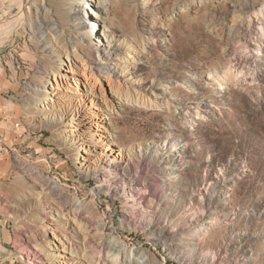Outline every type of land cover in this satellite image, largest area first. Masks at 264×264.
Wrapping results in <instances>:
<instances>
[{"label":"rangeland","instance_id":"374dc122","mask_svg":"<svg viewBox=\"0 0 264 264\" xmlns=\"http://www.w3.org/2000/svg\"><path fill=\"white\" fill-rule=\"evenodd\" d=\"M242 1L0 0V264H264V0ZM67 95L95 136L45 108Z\"/></svg>","mask_w":264,"mask_h":264},{"label":"bare ground","instance_id":"6f19581e","mask_svg":"<svg viewBox=\"0 0 264 264\" xmlns=\"http://www.w3.org/2000/svg\"><path fill=\"white\" fill-rule=\"evenodd\" d=\"M21 2H22V0H21ZM257 3H258V0H255L254 2H252V1H250V0H244V1H242L241 2V4H242V8H243V13H245V12H248V10H250V9H253V8H255L256 6H257ZM216 13V15L217 16H219V15H223V14H226V10H224V9H220L219 11H217V12H215ZM129 14V13H128ZM0 16H1V13H0ZM0 19H1V17H0ZM127 19V18H126ZM203 20L204 19H202V21H200V23H196L197 25L195 26V27H198V28H201L202 27V25H203ZM127 21V20H126ZM9 22L10 21H7V22H5V23H3V24H1L0 25V46L4 43L3 41H5V37H7L8 35H10V34H12L13 33V31H15V26H9L8 27V24H9ZM11 23V22H10ZM143 22L141 21V19H139V21H138V24L139 25H141ZM188 24L189 25H191L192 23H189V21H188ZM14 25V24H13ZM15 27V28H14ZM197 28V29H198ZM240 29L242 30V32L245 34V35H249V32L247 31V29H246V27H240ZM200 30V29H199ZM199 30H198V32L195 34L196 36V39L200 42V43H205V42H208V39L207 38H205V37H203V35H202V32H199ZM252 33V32H251ZM250 33V34H251ZM248 37V36H247ZM197 44H199L198 42H197ZM227 53H231V52H233L234 54H235V60H236V62H237V64H242L243 62H246V61H249L250 60V58H248L245 54H244V52L243 51H241V50H238L237 49V47L235 46V45H230V46H228V47H226V50H225ZM226 52H224L223 54H219V56L221 57V59L223 58V60H222V64H224V62H225V60H226V58H225V56H226ZM67 53V52H66ZM68 59H69V62H70V64L71 65H73V62L76 64V62L74 61V59H72V57L70 56V54H68ZM87 66V65H86ZM73 67V66H72ZM80 67V66H79ZM77 72V74L79 75V76H81L82 78H81V81L79 80V78H76L75 80H76V85H77V90H81L80 89V86H79V81L83 84V86L85 87V89H88V91H91V95L92 96H96L97 94H98V91H100L101 92V94H102V96H103V98L105 99V101H107V105H109L108 104V102L111 104V103H114L115 101H116V97L114 98L113 97V99L112 98H108V97H110V96H108V92L106 93V91H105V89H104V87H103V85L101 84V81H100V79L98 78V76H97V74L95 73V71H93L91 68H86L84 65H82V67H80V69H79V71H76ZM264 73V72H263ZM263 73L262 72H259V75H263ZM53 77L55 78L54 80L56 81V83H57V88H59V86H60V84H61V82H60V80H61V78H60V75L59 74H55L54 73V75H53ZM111 77V76H110ZM62 79H66V82L68 83V85H70L69 83V80L67 79V78H62ZM113 87V86H112ZM119 89V88H118ZM112 91L111 92H113L112 94L114 95V92H116V93H118L119 94V92H117V91H115V90H113V89H111ZM117 90V89H116ZM57 93V95L59 94V96H61L60 95V93L57 91L56 92ZM79 94H82V92L81 91H79ZM120 95V94H119ZM68 97H70L69 99H67L68 101H64V103H62V101L59 99L60 97H58V99L56 100V99H52L51 98V102H52V104H51V102H50V104L49 105H51V107L49 108V107H45L46 109H49V110H51V112L50 113H52V115L53 114H55V112H56V109L57 110H59L60 112H62L63 114H65V112H67L66 114H71V116H73L74 114H76L75 115V117H78V119L80 120V121H82V123H88V124H90L89 126V131L91 132V131H93V132H91V133H93V134H91V135H93V136H95L96 135V129H99V127H100V124L98 123V122H95V119L94 118H92V117H90V116H86V115H83L82 114V112H81V110L78 108V105H76V103L75 104H73V103H71L73 100H75L74 99V97L72 96V95H67ZM118 97V96H117ZM120 98V97H119ZM80 99L82 100L83 98L82 97H80ZM96 102V101H95ZM92 103V106H91V108H90V112L92 113V114H94L95 113V111H94V108H96V106H94L93 107V105H95V104H97V103ZM104 102V101H103ZM96 109H98V108H96ZM104 135H99V138L100 139H103L102 137H103ZM106 137V136H105ZM104 141H106V140H104ZM103 141V142H104ZM108 145H110V143H107L104 147L105 148H107V149H110L109 147H108ZM111 150H113V149H111ZM102 153H104V152H102ZM112 158H115V157H112ZM87 160V159H86ZM89 160H91V159H89ZM41 184H42V182H40ZM40 184V185H41ZM44 185H47L46 187L47 188H49L50 189V191L51 192H55V190L57 189V185L55 184V183H53V182H49V183H43ZM91 213V212H90ZM93 214V213H92ZM91 214V215H92ZM90 215V214H89ZM93 216V215H92ZM68 219V218H67ZM73 219V218H72ZM75 219V218H74ZM70 220V219H69ZM77 222V221H76ZM79 222V221H78ZM197 222L199 223V224H201V218H197ZM96 224V221H95V219H93V218H91L89 221H87L86 223H85V225H84V228L82 227V229H83V231H84V233H83V238L84 239H87L88 238V236H89V234H91V232L93 231V228H94V225ZM198 227H199V225H198ZM22 244H24V243H22ZM17 245H19V246H22L20 243H18ZM62 247L64 248V250L66 251L67 249H68V247L66 246V244L65 243H62ZM117 248V246H116V244L115 243H112V242H107L105 245H104V251H108V252H111V251H113L114 249H116ZM58 250H60V248H58ZM23 252H25V253H27V254H29V252H30V249H28V248H26V249H24L23 248ZM71 253V252H70ZM69 255V254H68ZM95 256V255H94ZM39 258V257H38ZM64 259H69V260H73L74 258H72V257H67V256H65L64 257ZM86 259H88L87 261H81V262H79L78 264H92V261L93 260H91V258L89 257V258H86ZM34 261H29V263H27V264H41V261L40 260H37V259H33ZM37 260V261H36ZM28 262V261H27ZM94 262V261H93ZM67 264H68V262H67ZM129 264V263H128Z\"/></svg>","mask_w":264,"mask_h":264}]
</instances>
